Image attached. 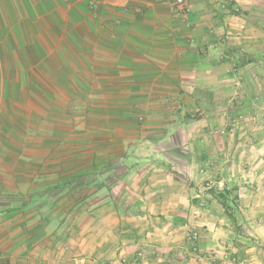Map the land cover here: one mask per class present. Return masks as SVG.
Wrapping results in <instances>:
<instances>
[{
  "label": "crops",
  "instance_id": "obj_1",
  "mask_svg": "<svg viewBox=\"0 0 264 264\" xmlns=\"http://www.w3.org/2000/svg\"><path fill=\"white\" fill-rule=\"evenodd\" d=\"M186 1L187 15L177 0H0V264H70V249H102L87 241L96 218L164 250L132 264H176L168 256L194 230L204 257L177 264L238 252L241 232L200 188L229 153L231 117L259 118L264 0ZM247 147L255 173L237 161L236 185L264 247V141ZM102 199L101 212L85 205ZM258 247L247 263L262 264Z\"/></svg>",
  "mask_w": 264,
  "mask_h": 264
},
{
  "label": "rangeland",
  "instance_id": "obj_2",
  "mask_svg": "<svg viewBox=\"0 0 264 264\" xmlns=\"http://www.w3.org/2000/svg\"><path fill=\"white\" fill-rule=\"evenodd\" d=\"M264 83V80H263ZM264 87L262 86L260 88V91L257 92V96L259 97V100H256V106L251 105L255 111V114L259 117L258 120H255L251 122L252 120H243L245 124H247V128L249 130L243 131L242 135L238 134V130L236 129L237 127H242L244 123L242 122V119L235 118L234 116L231 117L229 125L226 127L227 128V133L229 134L228 141L230 145V150L227 156L223 158V161L221 162V157H215L216 159L212 161L214 163V166L212 167L213 173H212V183L210 182L209 185L204 186L200 188L203 193H208L211 194L213 199L211 200L210 204L212 203L213 200L216 201V204L219 205V209L223 208L221 203L219 202L218 199V192L222 191L226 185H219V180L226 179L230 180L228 182V187L230 189H233L234 187H237V175H236V169L237 161H241V165L244 166L245 170V176L248 178L247 175H254V171L251 169V165H249V154H248V143L250 144L251 142L257 143L260 141H264V92H263ZM232 96L236 97L235 100L231 101L233 104H231V107L236 108V105L234 104L235 102L238 101L237 97L238 91L233 90L232 91ZM257 98V97H256ZM235 109H233V112ZM259 112V113H258ZM239 123V124H238ZM239 143V144H238ZM237 148L239 149L238 151ZM223 157V156H222ZM250 170V173L248 171ZM222 188V189H221ZM238 196H240V190L238 192ZM234 195V194H233ZM94 201V202H93ZM205 202V201H204ZM89 205L88 208H96V212H101L100 209L102 206H105L108 204L106 200H91V201H86L85 205ZM212 205V204H211ZM232 210L235 212L236 220L237 222L235 223L233 220H231L225 213V210L223 214L225 215L226 220L229 221V224L232 228L233 231H235V228L237 229V233L240 231V235L236 240H234V244L232 245L231 249H238L237 253H231V251L225 250L223 255H220L219 253L213 254V258H210V264H220L221 259L222 261H225L226 264H249L245 260L246 252L249 249H252L253 246L258 247L256 242H259L254 235L253 229L249 225L251 222L254 221L252 215L246 210H248L242 200L239 201L237 205L231 204ZM221 209V210H222ZM108 207L105 208L106 212ZM245 210V212H244ZM87 218V217H86ZM86 218L83 217L85 220ZM71 219V218H70ZM103 219V218H102ZM101 220L99 218H96V233L94 234L93 237H89L87 240L86 236H83L81 232L79 233H74L72 230H70L69 233V239L70 241H76L79 240L81 241V236L82 239H85L90 242V240H94L96 238V243L103 244L104 247L102 249L96 248L90 249V250H84V254L78 253V250H72L70 249V264L76 263L77 260H85L86 264H132L133 261L137 258L138 252H141L143 256H145L146 259H149L154 256L153 247H150L151 244H153L154 237L151 235L146 234L147 232L139 233V234H134V233H123L122 231L120 232H112V231H107V227L105 225H102ZM106 219V218H105ZM72 221H75V218H72ZM240 224V225H239ZM74 229V228H71ZM243 229V230H242ZM250 231V232H249ZM92 233H89L91 235ZM59 236V234H53L52 237L56 239V237ZM143 237L145 239V244L143 249H140L139 247L133 246L132 248L129 249H123L122 247L118 249L121 245L127 243V241L133 242L136 238ZM188 241L190 243V246L187 244L185 247V251L180 252L177 249H173L172 252H174V256L170 255L168 258L177 264V262L180 260L181 257H187L188 259L190 258H196L197 256H203L204 257V251H200L199 246V241H201L200 233L197 231H189L187 235ZM121 244V245H120ZM124 246V245H123ZM184 246V244H183ZM219 249V248H217ZM255 250L253 251V254L255 255V260H260L262 261V264H264V247H258L257 249L254 248ZM157 252V251H156ZM164 250H160V253L157 252V254H160V256H164L165 253H163ZM168 252V251H167ZM166 252V253H167ZM171 252V253H172ZM188 252L190 254H188ZM261 252V253H259ZM142 255H139V257H142ZM167 255V254H166ZM209 255V254H208ZM209 257V256H208ZM198 260V259H197Z\"/></svg>",
  "mask_w": 264,
  "mask_h": 264
},
{
  "label": "trees",
  "instance_id": "obj_3",
  "mask_svg": "<svg viewBox=\"0 0 264 264\" xmlns=\"http://www.w3.org/2000/svg\"><path fill=\"white\" fill-rule=\"evenodd\" d=\"M239 188L234 187L233 189H230L227 185L226 187L218 192V199L221 205L223 206L226 215L233 220L235 223L237 222L235 212L232 210L231 204L237 205L239 201L238 193ZM234 194V195H233Z\"/></svg>",
  "mask_w": 264,
  "mask_h": 264
},
{
  "label": "built area",
  "instance_id": "obj_4",
  "mask_svg": "<svg viewBox=\"0 0 264 264\" xmlns=\"http://www.w3.org/2000/svg\"><path fill=\"white\" fill-rule=\"evenodd\" d=\"M177 4L184 14L187 15L191 11V6L186 0H177Z\"/></svg>",
  "mask_w": 264,
  "mask_h": 264
}]
</instances>
